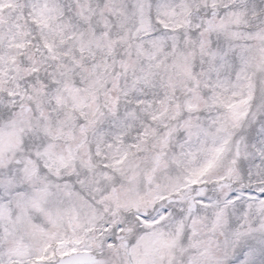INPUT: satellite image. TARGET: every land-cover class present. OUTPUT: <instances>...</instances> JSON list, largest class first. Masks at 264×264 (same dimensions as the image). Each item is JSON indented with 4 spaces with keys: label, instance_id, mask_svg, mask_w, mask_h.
Masks as SVG:
<instances>
[{
    "label": "snow or ice",
    "instance_id": "obj_1",
    "mask_svg": "<svg viewBox=\"0 0 264 264\" xmlns=\"http://www.w3.org/2000/svg\"><path fill=\"white\" fill-rule=\"evenodd\" d=\"M0 264H264V0H0Z\"/></svg>",
    "mask_w": 264,
    "mask_h": 264
}]
</instances>
